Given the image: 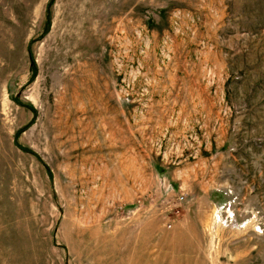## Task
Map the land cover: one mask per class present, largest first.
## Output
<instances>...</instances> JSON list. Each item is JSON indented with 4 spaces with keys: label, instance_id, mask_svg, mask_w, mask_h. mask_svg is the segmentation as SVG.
Listing matches in <instances>:
<instances>
[{
    "label": "rangeland",
    "instance_id": "rangeland-1",
    "mask_svg": "<svg viewBox=\"0 0 264 264\" xmlns=\"http://www.w3.org/2000/svg\"><path fill=\"white\" fill-rule=\"evenodd\" d=\"M0 264H264V0H0Z\"/></svg>",
    "mask_w": 264,
    "mask_h": 264
}]
</instances>
